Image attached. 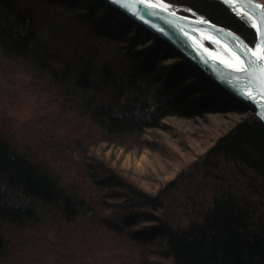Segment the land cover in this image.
<instances>
[{
    "label": "trees",
    "instance_id": "1",
    "mask_svg": "<svg viewBox=\"0 0 264 264\" xmlns=\"http://www.w3.org/2000/svg\"><path fill=\"white\" fill-rule=\"evenodd\" d=\"M165 1L256 40L217 0ZM222 111L248 109L103 0H0V264H264L254 113L155 194L92 151Z\"/></svg>",
    "mask_w": 264,
    "mask_h": 264
},
{
    "label": "water",
    "instance_id": "2",
    "mask_svg": "<svg viewBox=\"0 0 264 264\" xmlns=\"http://www.w3.org/2000/svg\"><path fill=\"white\" fill-rule=\"evenodd\" d=\"M103 1L173 46L228 93L244 102L264 123V59L251 55L253 51L258 52V41L264 39L263 2L217 0L254 27L256 41L250 45L234 30L215 24L195 11L180 13L179 7L165 0ZM205 40L222 45L231 58L218 54Z\"/></svg>",
    "mask_w": 264,
    "mask_h": 264
},
{
    "label": "rangeland",
    "instance_id": "3",
    "mask_svg": "<svg viewBox=\"0 0 264 264\" xmlns=\"http://www.w3.org/2000/svg\"><path fill=\"white\" fill-rule=\"evenodd\" d=\"M260 1L264 3V0ZM166 2L179 7L178 10L183 9L187 12L184 14L193 12L187 6ZM205 43L220 54V48L215 42L205 40ZM172 60L167 58L165 62ZM14 96L18 98L17 94ZM18 101L15 105L19 104ZM247 109V113L209 112L192 118L166 116L162 119V126L149 129L144 134L145 139L153 144V148L149 146L125 148L114 143L101 142L94 146L92 151L134 184L148 193L155 194L179 172L203 156L236 122L254 113L250 108ZM20 111L21 108L12 113L19 115Z\"/></svg>",
    "mask_w": 264,
    "mask_h": 264
},
{
    "label": "snow or ice",
    "instance_id": "4",
    "mask_svg": "<svg viewBox=\"0 0 264 264\" xmlns=\"http://www.w3.org/2000/svg\"><path fill=\"white\" fill-rule=\"evenodd\" d=\"M258 43L260 44V48L258 50L259 55L257 51H253L251 55L257 59H264V39L259 40Z\"/></svg>",
    "mask_w": 264,
    "mask_h": 264
},
{
    "label": "bare ground",
    "instance_id": "5",
    "mask_svg": "<svg viewBox=\"0 0 264 264\" xmlns=\"http://www.w3.org/2000/svg\"><path fill=\"white\" fill-rule=\"evenodd\" d=\"M239 14H241L239 11H237ZM217 44V47L220 48V55L224 56V57H230V53L228 52V50H226L222 45L218 44L217 42H215Z\"/></svg>",
    "mask_w": 264,
    "mask_h": 264
}]
</instances>
